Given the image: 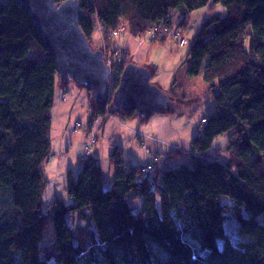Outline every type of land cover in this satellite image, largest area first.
I'll return each instance as SVG.
<instances>
[{"label": "trees", "instance_id": "16d2710c", "mask_svg": "<svg viewBox=\"0 0 264 264\" xmlns=\"http://www.w3.org/2000/svg\"><path fill=\"white\" fill-rule=\"evenodd\" d=\"M74 1L80 3L79 27L93 50L95 29L102 30L110 49L108 36L121 25L134 38L162 44L180 36L188 13L210 2ZM213 4L224 12L209 16L189 50L188 73H202L204 94L213 105L191 143L190 164L156 162L143 174V168L121 159L117 145L109 154L115 171L107 189L101 167L90 157L93 136L79 172L68 171L69 204L56 198L44 208L57 67L29 13L15 0H0V264H264L259 221L264 215V0ZM172 10L183 17L174 34ZM152 28L167 32L148 38ZM118 53L121 64H114L111 92L131 63L130 56ZM81 88L92 107L91 130L96 120L100 131L110 119L135 117L115 110L108 99L97 104ZM169 98L173 105L182 99L174 100L172 93ZM159 114H174L172 106ZM225 134L229 156L222 161L209 152ZM180 156L170 152L165 159ZM229 219L243 239L237 245L226 234Z\"/></svg>", "mask_w": 264, "mask_h": 264}, {"label": "rangeland", "instance_id": "374dc122", "mask_svg": "<svg viewBox=\"0 0 264 264\" xmlns=\"http://www.w3.org/2000/svg\"><path fill=\"white\" fill-rule=\"evenodd\" d=\"M223 12L224 9L219 5H214L213 0H210L208 6L188 13L187 18H183L179 10H172L170 13L172 33H175L182 18L183 24H185L177 41L174 37H167L162 44H152L148 40L134 39L127 32H123L118 39L110 42L112 50L118 49L116 50L118 52H121L124 45H127L126 49L130 51L131 64L148 70L151 74L150 83L152 85L159 88L164 94L170 96L172 93L174 100L182 98L175 102L177 104L173 106L174 114H156L141 121L139 118L133 117V119H125L122 123L110 120L103 129L91 135L88 126L92 107L90 103L86 105L84 101L86 91L76 86L72 81L61 85L57 80L53 99L55 105L51 112L53 124L49 156V160L56 159V161H48L44 165L45 176L48 180L47 189L43 194L44 208L48 207L56 198L69 204L70 199L65 193L67 171L69 170L75 175L79 172L82 166L80 158L87 159L84 155V147L88 145L87 140L92 136L96 137L97 143L95 146H91L90 154L94 155L97 146L94 158L101 167L106 182L104 187L107 189L111 187L115 171V166L110 164V153H107L111 152V147L117 146L118 143L124 147L125 151H122L121 159L126 163L128 156L132 157L133 154H136L141 159L148 158L151 163L154 158H157L161 167L190 164L191 143L201 132L202 120L213 113L212 100L204 94L207 85L202 81V73L196 76H190L188 73L191 63L190 44L211 14H222ZM126 39L128 42H124ZM102 40L99 30L95 29L91 36L92 46L95 50H100ZM180 40H184L186 45L179 46ZM62 93L68 94L64 103L61 101ZM76 124H80L81 129L74 134L72 129ZM128 128L134 129V132ZM62 133L66 135L65 141H71L73 146L64 147L60 158L59 151L64 144L60 140ZM227 138L226 134L217 138L209 152L211 157H217L222 161L227 160L229 156ZM131 145H134V150L129 148ZM161 148L164 149L162 152ZM147 151L150 152V155L147 154ZM170 152H179L181 156L173 161L164 159ZM130 202L132 203V200ZM74 221V216L70 215L68 217L69 225H74ZM259 221L264 223V215L259 217ZM237 227L238 224L233 219H229L225 225L226 234L234 245L243 240L237 233ZM222 245L223 242L219 241V248H222Z\"/></svg>", "mask_w": 264, "mask_h": 264}, {"label": "water", "instance_id": "95a60500", "mask_svg": "<svg viewBox=\"0 0 264 264\" xmlns=\"http://www.w3.org/2000/svg\"><path fill=\"white\" fill-rule=\"evenodd\" d=\"M26 10L44 45L56 63L61 84L72 81L90 91L99 105L109 98L111 106L123 113L133 112L141 119L163 113L174 106L169 96L150 83L148 70L127 64L111 96L110 71L101 50H93L79 27L82 16L79 1L15 0ZM109 96V97H108Z\"/></svg>", "mask_w": 264, "mask_h": 264}, {"label": "crops", "instance_id": "0c3cea01", "mask_svg": "<svg viewBox=\"0 0 264 264\" xmlns=\"http://www.w3.org/2000/svg\"><path fill=\"white\" fill-rule=\"evenodd\" d=\"M98 30H99V32H100V34H101V36H102V30L101 29H99L98 28ZM119 37V36H118ZM118 37L117 38H115V39H118ZM134 38V37H133ZM115 39H112V40H115ZM135 39V38H134ZM112 40H110L109 41V44H110V42L112 41ZM103 41V40H102ZM124 42H128V40L126 39ZM126 46L127 45H124V49H122V52H124V54H126V55H128V56H130V51L128 50V49H126ZM107 49V48H106ZM109 50V49H108ZM110 50H112V48H111V44H110ZM116 50H118V49H116ZM115 50V51H116ZM56 87V86H55ZM63 94V93H62ZM87 94V93H86ZM84 95V101H85V103H86V105H88L90 102H89V99H88V95ZM169 96V95H168ZM177 104V103H176ZM53 105H55L54 103H53ZM91 105V104H90ZM175 105V104H174ZM173 109H174V107L172 106V111H173ZM53 110H54V106H53ZM91 112L92 111H90V115H91ZM174 112V111H173ZM175 113V112H174ZM123 114V113H122ZM135 117H137L136 115H135ZM137 118H139V117H137ZM131 119H133V118H131ZM140 119V121H141V118H139ZM68 120H69V116H68ZM110 120H113V121H117L118 123H122L124 120L123 119H120V120H118V118H113V119H110ZM109 120V121H110ZM52 124H53V120H52ZM99 126V121L97 122V121H95V123L93 124V130H91L90 128H88L89 130V132L91 133V135L92 134H95V132L96 131H98V129H97V127ZM51 128H52V126H51ZM74 129V128H73ZM72 129V132L75 134L76 132H77V130L76 131H74ZM129 130H131L132 132H134L133 130L134 129H132V128H128ZM79 131V130H78ZM105 134H107V132L105 131ZM93 137V136H92ZM90 139V138H89ZM89 139L87 140L89 143H90V141H89ZM92 139V138H91ZM90 139V140H91ZM60 140H61V143H64L63 144V147H62V149H61V151H59V157L61 158L62 156H61V154H62V151H63V148L64 147H66V146H73L72 145V143H71V141H65L66 140V135H63V133H62V137L60 138ZM89 143H87L88 145H89ZM97 143V142H96ZM96 143H95V145H96ZM88 145H85V149H84V155L86 154V147L88 146ZM94 145V146H95ZM118 145L121 147V148H123V151H125L124 150V147H123V145H120L119 143H118ZM151 145H153V144H151ZM129 148H132L133 150H134V145H131V147H129ZM164 149H162L161 148V152L163 151ZM96 152H97V146H96V149H95V151H94V155L93 156H91V154H90V157H92L94 160H95V158H94V156L96 155ZM110 153V151H108V153L107 154H109ZM67 154V153H66ZM86 156V155H85ZM128 156V155H127ZM148 157V156H147ZM83 157H81L80 159H82ZM133 158V159H132ZM165 158H167V157H165ZM164 158V159H165ZM168 160V159H167ZM48 161H50V162H52V161H56V159H53V160H48ZM171 161H173V160H171ZM160 163V161L158 160L157 161V164H159ZM127 164H132V165H134V166H138V167H140V168H145V167H147V166H151L153 163H151V161H149V159L148 158H144V159H141L138 155H136V154H133V156L132 157H129L128 156V162H127ZM142 165V166H141ZM57 166H58V164H57ZM171 166H175V165H171ZM170 166V167H171ZM67 168V170H68V167H66ZM66 168H64V169H66ZM70 168V167H69ZM69 171V170H68ZM67 171V172H68ZM66 172V171H65ZM103 173V172H102ZM63 174H64V170H63ZM103 179H104V175H103ZM106 182H105V180H104V184H105Z\"/></svg>", "mask_w": 264, "mask_h": 264}, {"label": "built area", "instance_id": "2783aa9c", "mask_svg": "<svg viewBox=\"0 0 264 264\" xmlns=\"http://www.w3.org/2000/svg\"><path fill=\"white\" fill-rule=\"evenodd\" d=\"M125 31V28L121 25L118 30H116L115 32H112L109 36H108V39L109 40H112V39H115L117 38L121 33H123ZM167 32V30H164V31H160L158 32V30L156 28H152L148 33H147V37L148 38H155L157 35L159 37H162L165 33ZM174 39L178 40V37H179V33H175L173 35ZM104 41V40H103ZM106 44L107 42L104 41V44H103V48H102V52H103V55H104V59L106 61V65H107V68L109 69L110 71V86H111V81L112 79H114V76L115 74H113V69H114V64H121V57L119 55L118 52H112L110 49H106ZM179 46L183 47L185 45V41L184 40H180L179 43H178ZM113 92L110 91L109 93V96L112 95ZM108 96V97H109ZM65 100V96L63 97V101ZM108 101H109V98H108ZM97 121V120H96ZM204 125H206V120L203 119L202 120V123H201V126L203 127ZM80 125H76V129L79 128ZM94 140H91V143H93ZM88 154V148L86 149V155ZM157 158L155 160H153V164H155L157 162ZM152 171V168L151 166H147L145 168L142 169V173L143 174H148Z\"/></svg>", "mask_w": 264, "mask_h": 264}, {"label": "bare ground", "instance_id": "6f19581e", "mask_svg": "<svg viewBox=\"0 0 264 264\" xmlns=\"http://www.w3.org/2000/svg\"><path fill=\"white\" fill-rule=\"evenodd\" d=\"M103 44H104V41H102V47L101 48H103ZM100 48V50L102 51V49ZM104 61H105V59H104ZM105 63H106V61H105ZM107 66V65H106ZM56 78H57V80L59 81V79H58V76H57V71H56ZM60 82V81H59ZM61 84V83H60ZM61 85H63V84H61ZM65 96V100L63 101V97ZM68 97V94H66V93H63L62 94V97H61V101L64 103V102H66V98ZM77 125H80V124H77ZM73 130H76V127L73 129Z\"/></svg>", "mask_w": 264, "mask_h": 264}]
</instances>
